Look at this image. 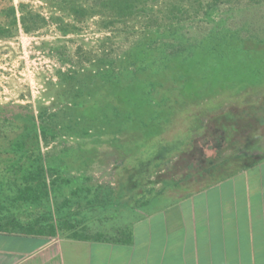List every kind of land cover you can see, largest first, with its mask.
<instances>
[{
  "label": "rangeland",
  "instance_id": "1",
  "mask_svg": "<svg viewBox=\"0 0 264 264\" xmlns=\"http://www.w3.org/2000/svg\"><path fill=\"white\" fill-rule=\"evenodd\" d=\"M243 157H264V0H0V231L115 227Z\"/></svg>",
  "mask_w": 264,
  "mask_h": 264
},
{
  "label": "crops",
  "instance_id": "2",
  "mask_svg": "<svg viewBox=\"0 0 264 264\" xmlns=\"http://www.w3.org/2000/svg\"><path fill=\"white\" fill-rule=\"evenodd\" d=\"M119 214L117 226L83 234L0 231V264H264V157Z\"/></svg>",
  "mask_w": 264,
  "mask_h": 264
},
{
  "label": "trees",
  "instance_id": "3",
  "mask_svg": "<svg viewBox=\"0 0 264 264\" xmlns=\"http://www.w3.org/2000/svg\"><path fill=\"white\" fill-rule=\"evenodd\" d=\"M215 142H216V144H219V146L222 143V141L220 139H218V138H217V140ZM257 158H255L254 160H251V162L256 161ZM216 169L217 170L213 169L212 165L209 168L207 166L206 167L202 166L199 169L194 170V175L193 176H194V178L210 179V178H220V177L226 175L227 173H229L227 170L221 169L219 165L216 166ZM213 171H217V172L216 173H212Z\"/></svg>",
  "mask_w": 264,
  "mask_h": 264
}]
</instances>
